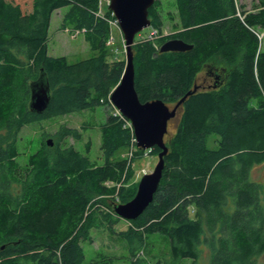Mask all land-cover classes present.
I'll return each instance as SVG.
<instances>
[{
	"label": "trees",
	"instance_id": "1",
	"mask_svg": "<svg viewBox=\"0 0 264 264\" xmlns=\"http://www.w3.org/2000/svg\"><path fill=\"white\" fill-rule=\"evenodd\" d=\"M30 1L23 10L14 0H0V264H80L92 229L106 223L113 231L118 222L108 200L126 204L136 196L133 162L140 154L114 158L135 144L129 122L107 111L102 165L63 148L62 140L81 137L64 127L54 146L43 143L20 171L17 135L42 120L110 107L126 63L108 59L109 27L96 16L102 0ZM257 1L259 11L239 12L237 0H176L177 32L162 37V3L156 0L149 11L151 29L160 37L141 38L133 47L140 100L160 99L173 109L199 89L169 123L174 132L165 137L169 151L153 203L119 233L132 256L144 253L155 235L169 246L158 264H202L204 248L210 254L206 264H258L264 255V50L258 33L264 29V0ZM64 8L71 12L66 20L85 30L98 54L75 63L50 55L52 18ZM104 14L114 19L108 9ZM170 39L193 48L161 53ZM223 63L219 80L198 82L206 68ZM42 72L51 101L36 114L29 107L31 84ZM210 135L216 136L215 148L206 145ZM145 152L158 156L161 150Z\"/></svg>",
	"mask_w": 264,
	"mask_h": 264
},
{
	"label": "rangeland",
	"instance_id": "2",
	"mask_svg": "<svg viewBox=\"0 0 264 264\" xmlns=\"http://www.w3.org/2000/svg\"><path fill=\"white\" fill-rule=\"evenodd\" d=\"M14 1L19 3L23 10H29L30 0ZM159 1L162 3L161 15L164 20L161 37L169 36L177 32L175 25H179L176 0ZM109 2L110 0H102L99 11L96 14L98 18L105 19L109 27V32L106 37V53L109 60L113 61L117 58H123L126 63V45L123 34L119 26L115 24L116 19L114 15V19L107 20L104 14L106 9H108ZM237 5L239 12H257L260 9L257 0H237ZM70 14V8H64L54 13L49 33V53L53 57L65 56L69 62L75 63L88 59L98 53L93 52L90 44L86 41L84 35L85 30L75 28V24L72 21L68 22V19L66 20ZM258 33L262 43V49L264 50V29H258ZM151 34L160 37L159 33H154L151 28H148L136 36L135 44L141 38L148 37ZM223 66L226 67V64L220 65L219 67L214 66V69L216 67L221 72L224 69ZM204 76L203 73L198 78L199 83L202 82ZM110 107H92L66 116L42 120L24 127L17 135V147L20 153L18 158L20 171L25 170L28 158L36 153L42 147L43 143L52 140L55 144L59 140L60 133L64 127L77 129L81 137L80 139L73 137L66 138L61 141V146L63 148L73 147L83 155L89 157L93 164L102 165L104 163V155L101 149V127L106 121L107 111H114L111 104ZM173 132L174 127L172 122L167 139L170 138ZM87 144H90V151L86 149ZM206 145L209 148H215L216 136L210 135L207 137ZM138 150L135 143L129 148L117 151L114 155V158L118 160L125 157L134 158L136 154L137 156L140 154L139 158L137 157L133 162V181L137 184L140 183L141 178L145 174L152 173L158 163V156H151L149 152ZM106 204L113 210L114 205L110 200ZM110 208L106 211L114 213V210L112 211ZM130 222L118 218V222L113 226V231L109 229L106 223L92 229L91 236L93 241L91 243H82L84 260L80 264H158L163 255L169 251L168 244L159 235L151 236L148 239V249L144 253L140 252L136 257L132 256L129 252L127 242L119 234L129 228ZM209 255V249L204 248L202 264L208 262ZM257 263L264 264V255L257 258ZM183 264H191V261H186Z\"/></svg>",
	"mask_w": 264,
	"mask_h": 264
},
{
	"label": "water",
	"instance_id": "3",
	"mask_svg": "<svg viewBox=\"0 0 264 264\" xmlns=\"http://www.w3.org/2000/svg\"><path fill=\"white\" fill-rule=\"evenodd\" d=\"M156 0H110L108 10L112 12L123 34L126 45V64L122 79L110 95V102L127 119L133 128L136 145L144 151L158 148V163L150 174H145L140 183L136 196L126 204H116L113 207L118 218L135 221L141 217L153 203L154 196L159 190L165 170V158L168 146L165 137L169 133V123L178 113V109L188 97L194 95L199 87L187 93L171 109L164 101L158 99L143 103L136 90L134 51L135 38L145 29L151 28L149 11ZM193 46L181 39H170L161 48V53L187 52ZM218 80L221 76L216 77ZM51 101V88L44 72L40 78L31 84L30 110L36 114H43ZM46 144L53 147L52 140ZM5 246L0 248L4 250Z\"/></svg>",
	"mask_w": 264,
	"mask_h": 264
},
{
	"label": "flooded vegetation",
	"instance_id": "4",
	"mask_svg": "<svg viewBox=\"0 0 264 264\" xmlns=\"http://www.w3.org/2000/svg\"><path fill=\"white\" fill-rule=\"evenodd\" d=\"M223 73L224 71L220 72V71H217V70H214L212 68H206V72L204 73V78L202 79V82L203 83H207L208 85H211V83L214 81V78H216L217 76H223ZM201 82V83H202Z\"/></svg>",
	"mask_w": 264,
	"mask_h": 264
},
{
	"label": "built area",
	"instance_id": "5",
	"mask_svg": "<svg viewBox=\"0 0 264 264\" xmlns=\"http://www.w3.org/2000/svg\"><path fill=\"white\" fill-rule=\"evenodd\" d=\"M115 24H117L118 25V22L117 21H115ZM119 26V25H118ZM154 31V30H153ZM154 33H157L156 31H154ZM151 35H153V34H151ZM109 102H110V97H109ZM111 103V102H110ZM111 105L113 106V104L111 103ZM113 108H114V110H115V112H116V114L117 115H119V116H121V117H123L121 114H120V112L113 106ZM129 122V121H128ZM129 126H130V128L132 129V131H133V128H132V125H131V123L129 122ZM133 134H134V131H133ZM134 141H135V143H136V140H135V136H134Z\"/></svg>",
	"mask_w": 264,
	"mask_h": 264
}]
</instances>
